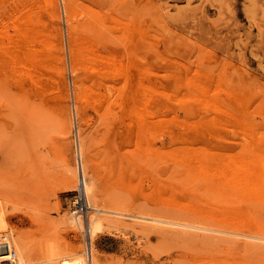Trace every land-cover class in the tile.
<instances>
[{"label":"rangeland","instance_id":"1","mask_svg":"<svg viewBox=\"0 0 264 264\" xmlns=\"http://www.w3.org/2000/svg\"><path fill=\"white\" fill-rule=\"evenodd\" d=\"M12 1L0 5L1 35L14 33L7 22L18 15L17 6L27 0ZM28 1L39 7L40 25L36 31L42 30L57 50L45 67L37 62L36 76L33 72L15 73L6 63L0 74V217L4 218L0 219V235L23 233L40 250L37 258L46 253L48 246L59 243L74 245L71 256L86 258L87 225L82 219L79 224L71 211V198L81 191L77 144L81 139L90 149L86 180L95 183L98 195L90 201L81 194L89 205L88 215L97 214L105 223V228L92 234L91 244L108 264H264V247L259 246L264 239H257L264 234L257 231L216 233L159 225L151 220H200L185 210L189 201L184 194L192 190L219 201L221 210L230 204L225 194L207 190L204 179L189 172L183 163L182 147L201 144L234 158L237 152L264 141V0H71L75 23L90 19L89 23L103 28L102 34L97 29L101 38L88 29L94 41L100 43L99 49L103 48L100 51L135 59L144 71L138 81L153 86L161 95L160 112L170 121L145 141L130 136L127 120H120L121 107L112 111L108 103L100 107L90 97V101L80 104L82 110L77 115L63 0H57L59 14L49 0ZM124 5L126 15L118 10ZM91 8L93 13H100L92 15ZM107 11L112 15L106 17ZM108 33H114L110 34L112 40L106 36ZM84 71L79 72L80 76L85 75ZM206 81L215 86L208 95L203 90L208 88ZM213 96L234 113L240 105L249 103L250 126H239L233 117L228 124L202 128L212 131L215 137L199 138L196 144L180 138L181 120L216 123L220 118L206 107ZM248 130L257 139L251 138ZM238 202L247 203L236 199L234 204ZM69 217L73 223L59 227V222ZM237 244L241 245L239 250L235 249Z\"/></svg>","mask_w":264,"mask_h":264},{"label":"bare ground","instance_id":"2","mask_svg":"<svg viewBox=\"0 0 264 264\" xmlns=\"http://www.w3.org/2000/svg\"><path fill=\"white\" fill-rule=\"evenodd\" d=\"M0 1H1L0 5L3 6V4L8 0H0ZM49 1H50L52 9L55 10V12H58L59 14L58 1L57 0H49ZM102 1H105L106 3L107 1L109 3L111 2V0L110 1L102 0ZM123 1H121V4ZM62 2L65 5L64 11H65V17H66V21L68 25V28H67L68 39L67 40H68V45H69L68 47H69V52H70L69 53L70 60H71L70 63H71L72 72L74 75V94H75L76 101L78 103V105L76 104L77 106L75 109L77 110L78 108L79 113L76 112L77 115L81 113L80 111L82 110L81 109L82 105L90 101L89 98L91 97L92 99H94V102L96 103V105L100 107H102L104 104H107V103H108V107L112 111H114L117 107H121V110L123 111L122 118L120 119L121 122L123 123L124 120H127V122L126 121L125 122L127 123V130L130 133V136L134 138H138L140 141L148 140L150 135L153 136L154 134L162 130V128L164 127L166 128L168 121L170 120H167L165 116L160 112L162 110V106H161L162 97L161 95L158 94V92H156V89L153 86H144L140 81H138V79L140 78V74H144V71L137 66L136 60L135 59L127 60L125 59L126 57H121V56L118 57L116 55L109 54V53L108 55L103 54L102 52H104L105 50L102 52L100 51L101 49V48L99 49L100 43L95 42L93 39L94 36L92 37V34H91L95 30V35H97L96 36L97 38H99L100 36L103 37V35L99 34V31L102 34L103 28L102 27L100 28V26L97 28V25L94 26L91 23V21L89 23L90 19H87V21L85 20V22L83 21V23L82 22L78 24L77 22L75 23L74 21L75 10L73 8L74 6L72 5L71 0H63ZM102 3L103 2H100V5H103ZM17 7H18V15L17 16L15 15L16 17L13 16L12 20L8 22L6 21L8 25L14 29V33L6 32L2 35L0 34V46L2 47V48L0 47V54L5 59L4 61H2L3 57H2V60L0 57V74L6 63L8 66H10V68L12 67L11 70H13L15 73L20 74L23 72H33L36 76V72L38 68L37 62L38 61L42 62L44 66L45 63L51 60V57H54L56 55V54L53 55L52 53L53 51H55L56 53L57 49L55 46L52 45V43L49 40H46L45 33L42 30L36 31V26L40 23L39 22V19H40L39 7L33 6L31 3H29L28 0L25 3L23 2L22 4L18 5ZM102 7L103 6H101V8ZM119 8L118 10L120 14H122L120 10L124 12L125 5H124V8L121 9V6H119ZM93 10L94 9L91 8L92 15H95V14L98 15L100 13V11L98 12L97 10L94 11L93 13ZM103 12L105 11L103 10ZM108 13L109 12L107 11L106 17L108 15L109 16L112 15V13H110L111 15ZM124 13L126 15V11ZM120 14H117V16L119 17ZM125 15H124V18H125ZM54 16H56V14H54ZM113 17L114 19L117 18L116 16H113ZM124 18L121 17V19H124ZM105 21L106 20H104V22ZM110 21L109 22L106 21L105 24L110 23ZM124 22L126 23L127 21H124ZM111 24L112 22L110 23V25ZM121 24L123 25L124 23H121ZM103 26L105 27V25ZM37 28H40V27L38 26ZM124 28L129 29L126 26H124ZM88 29H90V31L91 30L93 31H91L90 33ZM108 30H105V31H108ZM59 31H61V29ZM109 32H113V30L112 31L110 30ZM122 33H125V32H122ZM110 34L114 35V33H110ZM110 34L106 36L108 37L110 36ZM97 38H95V40ZM103 39L104 41H107L105 37ZM109 39L112 40L111 36ZM35 43L40 44V47L36 48L33 45ZM64 48L65 47L62 48L63 51H64ZM104 48L108 49L106 48V46ZM63 59H64L63 61L65 62V58ZM82 70L83 71L85 70L84 71L85 75L82 74L83 76H80L79 72H81ZM58 74L60 75V73ZM41 76H43V74ZM44 78H47V77H44ZM40 79L41 77L39 78V80ZM121 83H124V84L122 85ZM206 83H207L208 88H203V90H204V93L208 95L210 94V92H214L213 90L215 86L211 84L209 81H206ZM64 87L62 89H64ZM115 92H118L117 94L118 98H116L115 101H113L112 98ZM212 98L213 99H211L210 103L206 104V107L209 110H213L215 113H218L220 115V118L217 119L216 123L210 120H206L205 122L203 120H199V121H191L189 119L181 120L180 126L183 131H182V135H180V138L187 140L192 144H196L195 140L199 138L215 137L212 131L203 130L202 128L206 126L209 129H212L213 126L218 123L228 124L229 120L233 117L235 118L236 123L239 126H242V127L250 126V124L248 123L252 120V118L248 113L249 111L247 112V109L249 108V103L247 104L244 103L240 105L238 107L239 109H237L236 113H234L231 109L225 108L223 101L216 98L215 96H213ZM80 104L82 105L80 106ZM149 106H153V109H149ZM81 118L82 117H80L79 119L82 121ZM250 135H251V138L257 139L255 138L256 135L254 132L250 131ZM80 140L81 139H79L77 143L78 144L79 171H80L79 174L81 177L78 185L79 187H81L80 188L81 192L83 193L85 198L88 197L90 201H93L91 199L96 200V197L98 195L97 186L95 185L93 181L86 180V171H88L90 167L88 165V162L90 163V160H91L90 155H89L90 149L88 150L85 143L83 141L80 142ZM200 145L201 144H199V146H196V148L191 147V145H189V147H191L190 149L187 146L185 147H187L188 149L184 147H182L183 149L181 148L182 149L181 155L185 159L183 161L184 165H186V167L189 169V172L191 174H194L197 177L204 179L205 187L207 188V190L211 192L217 191L219 192V194H225L227 201L230 204L224 205L225 207L223 208V210H221L220 208L223 205H221L219 201H214L209 196L202 195L196 192L195 190L193 191L191 189L192 191H189L188 193L184 194L186 195L185 196L186 199H188L189 201V205H188L189 208H186L185 210L189 211L190 214H193V217H197V218L200 217L199 218L200 220H197V221L194 220L192 222L189 220L186 221L185 219H184L185 222H175V220L173 221V218H171L172 221L171 219L166 220L164 218L163 219L162 218H152L151 220L153 222L159 223V225L165 224V223L175 224V225L188 227L191 229L203 230V231H208V232L209 231L216 232V233L226 232L227 234V232L234 233L232 231L234 229H238V230L246 229V231L247 230L249 232L257 231L258 233H262L263 235L264 234V221L262 219H264V141L259 140L254 146H252L251 148H248L245 152L243 151L237 152V154L234 155V158L227 157L224 155L222 156L221 154H219L218 151L214 150V152H212L207 147H200ZM65 174L67 177H69L68 172ZM71 187L73 188L76 187V184L72 185ZM185 189H187V186ZM188 190H186V192ZM228 195L230 197H228ZM236 199L244 200L247 203L242 204L241 203L242 201H241V202H238L237 204H234V202H236ZM7 212L5 213L7 214ZM6 214L4 216H7ZM1 217L0 219L4 220V218H1ZM85 217L86 218L76 216V219L77 221H79L80 219L85 221L87 225V229L86 227L85 229L88 230V232H90L91 241H92V234L96 235V233L101 231L103 227L105 228L104 219L98 217L97 214L96 215L91 214V216L87 214ZM2 220H0V228L3 227L2 222H1ZM211 221H215L217 224H213L211 223ZM59 223H60L59 227L62 228L61 225L70 226V224L73 223V220L70 219L69 217V219L66 218L63 221L61 220V222ZM3 224L5 225V223ZM79 224H81V221H79ZM106 224L108 225V223ZM224 225H229V226L228 228H225ZM166 230L165 232H167ZM44 232L45 231H43V233ZM257 232L255 233L258 234ZM162 233L164 234V232ZM183 233L195 234V235L198 234V233H191L187 231L186 232L183 231ZM208 235L207 237H209ZM240 235H241L240 237H242V233ZM220 236L221 235H219V237ZM229 237H231V239L234 240L232 238L234 236L229 235L228 238ZM255 237L253 238L255 239ZM253 238L251 240H253ZM259 238L264 239V235L257 237V239ZM229 239L227 240L228 242L227 241L225 242L229 243L231 240ZM28 241H30V239L27 240V236L20 232L17 235L15 234V232L13 234L0 235V264H14V263L15 264H48V263H52V264H108V262L105 259H103V257L100 254H98L94 246L91 247V252H90L89 257L86 256L85 258V255H84V258L81 257V255H79L80 257L71 256V253L74 254L71 251L72 250L74 251L75 247L74 245L69 246V244L67 243H66L67 245L66 244H64L65 246L63 245L64 247L60 243L58 246L50 245L46 248V253L45 254L42 253L41 257L37 258L38 256L37 253L39 254L38 252L39 249L37 250V248L34 247L35 245L31 244ZM260 241L262 242V244H264L262 240ZM246 242L248 243V241ZM256 242L257 241L255 240V243ZM42 243H43V240H42ZM56 243L57 242H55V244ZM255 243L253 244L255 245ZM238 244L235 248L236 250L241 246ZM262 244L261 245L259 244V246L264 247V245ZM232 246L233 245L231 246L229 245L230 248H233ZM43 247L44 246L42 244L41 252L43 251ZM246 249L247 247L245 248V250ZM76 250H78V248ZM13 254L15 258L13 257ZM75 256H77V254ZM6 261L8 263H5Z\"/></svg>","mask_w":264,"mask_h":264},{"label":"built area","instance_id":"3","mask_svg":"<svg viewBox=\"0 0 264 264\" xmlns=\"http://www.w3.org/2000/svg\"><path fill=\"white\" fill-rule=\"evenodd\" d=\"M88 208L89 205L87 204V200L84 199V196L81 194V191H78V194L71 198L72 213L78 217L86 218L85 216L88 214ZM85 236H86L85 254L87 257H89L91 252L92 242H91L90 232H88V230L86 229H85Z\"/></svg>","mask_w":264,"mask_h":264}]
</instances>
